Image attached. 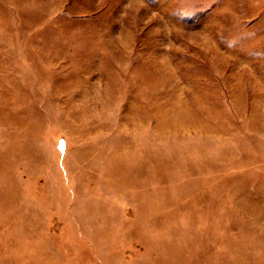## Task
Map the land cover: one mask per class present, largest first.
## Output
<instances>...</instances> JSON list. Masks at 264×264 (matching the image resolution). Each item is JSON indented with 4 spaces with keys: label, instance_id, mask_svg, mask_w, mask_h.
Returning a JSON list of instances; mask_svg holds the SVG:
<instances>
[{
    "label": "rangeland",
    "instance_id": "374dc122",
    "mask_svg": "<svg viewBox=\"0 0 264 264\" xmlns=\"http://www.w3.org/2000/svg\"><path fill=\"white\" fill-rule=\"evenodd\" d=\"M0 264H264V0H0Z\"/></svg>",
    "mask_w": 264,
    "mask_h": 264
}]
</instances>
